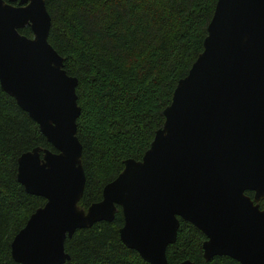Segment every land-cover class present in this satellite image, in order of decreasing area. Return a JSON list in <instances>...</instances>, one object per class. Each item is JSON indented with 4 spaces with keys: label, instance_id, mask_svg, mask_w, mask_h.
Wrapping results in <instances>:
<instances>
[{
    "label": "water",
    "instance_id": "1",
    "mask_svg": "<svg viewBox=\"0 0 264 264\" xmlns=\"http://www.w3.org/2000/svg\"><path fill=\"white\" fill-rule=\"evenodd\" d=\"M24 26L31 36L18 32ZM49 26L44 0H0V88L53 149L35 146L16 158L17 182L44 202L13 235L12 260L62 264L64 239L112 221L118 206L119 240L149 264H167L178 219L204 235V260L264 264V209L253 203L264 198V0H215L202 49L176 81L148 147L124 159L85 209L77 205V79L47 42Z\"/></svg>",
    "mask_w": 264,
    "mask_h": 264
},
{
    "label": "trees",
    "instance_id": "2",
    "mask_svg": "<svg viewBox=\"0 0 264 264\" xmlns=\"http://www.w3.org/2000/svg\"><path fill=\"white\" fill-rule=\"evenodd\" d=\"M215 0H44L50 17L47 42L75 76L84 184L77 202L85 209L126 158L139 159L160 127L162 109L176 81L202 49ZM18 32L30 36L28 27ZM39 146L53 150L37 124L0 88V264H18L9 244L44 199L16 180V158ZM249 194V192H246ZM118 206L110 222L76 229L63 241L62 264H149L118 237ZM204 235L178 219L165 248L167 264H238L228 256L202 257Z\"/></svg>",
    "mask_w": 264,
    "mask_h": 264
},
{
    "label": "flooded vegetation",
    "instance_id": "3",
    "mask_svg": "<svg viewBox=\"0 0 264 264\" xmlns=\"http://www.w3.org/2000/svg\"><path fill=\"white\" fill-rule=\"evenodd\" d=\"M6 3H9L11 5H18V0H3ZM27 27V26H26ZM31 36V35H30ZM246 192H249L247 194ZM244 194L247 195L251 200L253 198V192L251 191H244ZM254 204H257L259 209H264V198H259L257 201H253Z\"/></svg>",
    "mask_w": 264,
    "mask_h": 264
}]
</instances>
